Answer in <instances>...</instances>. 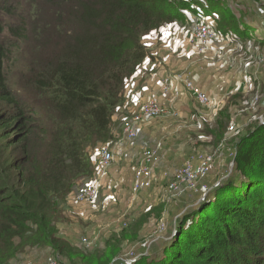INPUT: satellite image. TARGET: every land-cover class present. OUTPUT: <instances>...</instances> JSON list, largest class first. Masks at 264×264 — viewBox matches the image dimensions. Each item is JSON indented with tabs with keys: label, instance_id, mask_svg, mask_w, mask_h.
I'll use <instances>...</instances> for the list:
<instances>
[{
	"label": "trees",
	"instance_id": "obj_1",
	"mask_svg": "<svg viewBox=\"0 0 264 264\" xmlns=\"http://www.w3.org/2000/svg\"><path fill=\"white\" fill-rule=\"evenodd\" d=\"M9 1L0 12L12 11ZM54 1L55 53L32 64L33 103L10 86L7 66L29 31L0 21V264L35 250L74 257L60 225L92 175L87 149L111 138L125 83L147 58L142 37L189 9L180 0ZM186 218L163 258L132 264H264V123L238 142L230 179Z\"/></svg>",
	"mask_w": 264,
	"mask_h": 264
},
{
	"label": "rangeland",
	"instance_id": "obj_2",
	"mask_svg": "<svg viewBox=\"0 0 264 264\" xmlns=\"http://www.w3.org/2000/svg\"><path fill=\"white\" fill-rule=\"evenodd\" d=\"M180 1L189 5L191 18L184 16L175 24L187 32L188 46L194 47L198 45L193 42L196 17L200 12L210 17V11L205 7H216L215 3L220 1ZM0 2L3 8L6 3L10 4L9 0ZM12 4V11L0 12V21L14 26L24 24L29 35L25 42H18V50L10 55L7 65L9 82L23 101L33 103L32 64L42 62L55 53V1L17 0ZM229 27L238 31V20L233 18L230 23L228 20V23L220 25L222 30ZM160 29L142 37L141 43L149 57L155 53L150 39L155 34L161 35ZM4 39L15 42L10 35ZM172 57L173 66L160 60L163 66L166 64L162 67L164 76L183 75L188 78L185 75L194 71L196 64L179 58V53H173ZM141 68L142 64L138 70ZM134 76L126 81L122 100L113 110L111 138L87 149L92 175L82 177L81 182L95 183L99 187L98 199L93 204L67 203L66 219L60 226L74 257L35 250L19 256L10 264H49L55 261L57 264H81V259L82 264H97L108 254H114L110 264H132L142 258L160 260L164 245L175 238L180 224L187 222L186 215L211 191L230 179L240 139L264 123V117L243 114V109L250 108V100L232 99L224 105L218 103L215 108H208L202 106L183 84L175 83L171 94L164 95V76L159 85L156 83L154 93L146 90L142 94V78L136 80ZM134 98L137 100L134 101ZM149 98H157L166 113L149 123L140 124L137 137L131 140L124 133V124L133 118V114L140 113V108ZM232 105L238 112L233 111L234 107L230 109ZM103 148H108L114 157L106 170L99 157ZM146 152L155 156L150 164L153 179L147 190L135 195L132 192L135 172ZM200 155L212 158L210 170L200 175L193 184L183 181L179 177L181 171L187 164L197 165Z\"/></svg>",
	"mask_w": 264,
	"mask_h": 264
},
{
	"label": "crops",
	"instance_id": "obj_3",
	"mask_svg": "<svg viewBox=\"0 0 264 264\" xmlns=\"http://www.w3.org/2000/svg\"><path fill=\"white\" fill-rule=\"evenodd\" d=\"M218 1L220 3H215L218 5L216 7H205L211 15L207 18L219 33V38L211 43L210 52L199 54L198 45L189 47L187 32L176 27V24L165 26L159 31L161 35L151 37L150 46L155 53L147 56L133 79L142 78L143 89L140 93L146 90L154 93L156 83L159 85L164 76L162 67L169 63L173 66L172 54L179 53V58L196 64L194 71L185 75L196 88L222 105L232 99L243 102L250 100V108L243 109V114L264 117V0ZM185 17L191 18L188 10ZM233 18L239 22L238 31L231 27L228 31L220 28ZM160 60L166 64L163 66ZM255 101L258 103L254 105ZM233 107L230 106V109L233 110ZM233 111L238 112L235 107Z\"/></svg>",
	"mask_w": 264,
	"mask_h": 264
},
{
	"label": "built area",
	"instance_id": "obj_4",
	"mask_svg": "<svg viewBox=\"0 0 264 264\" xmlns=\"http://www.w3.org/2000/svg\"><path fill=\"white\" fill-rule=\"evenodd\" d=\"M219 38V33L216 28L211 24L209 18L201 13L196 17L193 42L198 43L199 54L210 52L211 43ZM175 83L183 84L186 89L192 92L197 101L204 107L215 108L218 102L209 98L205 93L196 88L193 83L183 75H173L165 78L163 82L162 92L168 96L172 92ZM177 95H179L177 93ZM166 113V109L161 106L157 98H151L143 103L140 113L133 114V118L124 124V133L128 138L134 140L137 137L138 126L140 124L149 123L154 118L159 117ZM100 162L103 168L108 169L114 157L108 148H103L100 153ZM154 154L151 152L144 153L143 161L135 172L132 192L138 195L144 190H147L152 182L153 175L150 164L154 160ZM199 159V160H198ZM198 164H187L181 171L179 176L190 184H193L200 175L206 174L212 165V158L208 156H198ZM99 196V187L95 183H88L80 190L73 192L68 198V204H93ZM49 264H57L50 262Z\"/></svg>",
	"mask_w": 264,
	"mask_h": 264
}]
</instances>
